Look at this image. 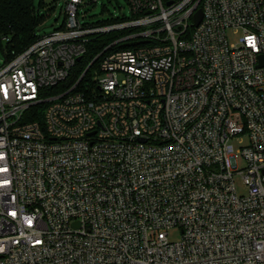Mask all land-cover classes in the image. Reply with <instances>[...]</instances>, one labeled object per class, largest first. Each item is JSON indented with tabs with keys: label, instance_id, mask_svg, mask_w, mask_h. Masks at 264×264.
Wrapping results in <instances>:
<instances>
[{
	"label": "built area",
	"instance_id": "2783aa9c",
	"mask_svg": "<svg viewBox=\"0 0 264 264\" xmlns=\"http://www.w3.org/2000/svg\"><path fill=\"white\" fill-rule=\"evenodd\" d=\"M124 1L0 62V264H264V0Z\"/></svg>",
	"mask_w": 264,
	"mask_h": 264
},
{
	"label": "trees",
	"instance_id": "16d2710c",
	"mask_svg": "<svg viewBox=\"0 0 264 264\" xmlns=\"http://www.w3.org/2000/svg\"><path fill=\"white\" fill-rule=\"evenodd\" d=\"M45 6L44 0H40L39 6L35 0H0V46L4 54V59L9 61L19 53L23 52L40 37V26L43 25L47 14L41 11ZM52 6L50 9H53ZM64 21L60 25L63 27ZM131 31L99 33L92 37L86 43V52L82 59L73 68L72 74L68 79L55 87H48L47 91L58 92L72 87L81 75L84 73L89 64L111 43L116 41L123 34H130ZM5 42V45H3ZM122 44L115 47H121ZM100 57V56H99ZM96 61L82 79L77 89L83 90L91 79L93 69L98 65ZM46 91V90H45Z\"/></svg>",
	"mask_w": 264,
	"mask_h": 264
},
{
	"label": "rangeland",
	"instance_id": "374dc122",
	"mask_svg": "<svg viewBox=\"0 0 264 264\" xmlns=\"http://www.w3.org/2000/svg\"><path fill=\"white\" fill-rule=\"evenodd\" d=\"M66 0H44L45 6L41 8L44 14H47L43 25L40 26V33H50L57 29L64 21V8ZM91 0H85L84 4L79 9L80 19L83 23H98L103 20L112 19V17L117 16H130L129 6L118 7L115 2H110V0H97L96 3H89ZM121 5L125 3L124 0H119ZM40 0H35V4L38 7ZM54 6L53 9H50ZM228 39L230 42H237L242 33H234L232 29L228 30ZM5 45V42H3ZM4 60V54L0 46V62ZM93 73V71H92ZM91 73V75H92ZM237 189L240 193L246 192V187L244 185L241 176L236 178ZM181 236L179 230H172L170 232L169 238L172 240H177Z\"/></svg>",
	"mask_w": 264,
	"mask_h": 264
},
{
	"label": "water",
	"instance_id": "95a60500",
	"mask_svg": "<svg viewBox=\"0 0 264 264\" xmlns=\"http://www.w3.org/2000/svg\"><path fill=\"white\" fill-rule=\"evenodd\" d=\"M116 2V0H115ZM203 18V12L201 9H199L195 15H194V21H195V25L198 26L201 22ZM81 59V57L78 58V61ZM98 59V57H96L90 64L89 66L86 68V70L84 71L82 77L89 71L90 67L96 62V60ZM264 65V56L261 57L260 59V66H263Z\"/></svg>",
	"mask_w": 264,
	"mask_h": 264
}]
</instances>
